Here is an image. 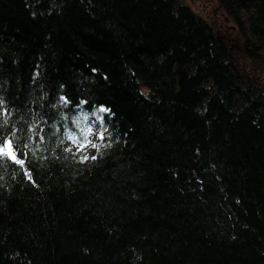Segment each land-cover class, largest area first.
Masks as SVG:
<instances>
[{"label": "trees", "instance_id": "1", "mask_svg": "<svg viewBox=\"0 0 264 264\" xmlns=\"http://www.w3.org/2000/svg\"><path fill=\"white\" fill-rule=\"evenodd\" d=\"M217 2L264 62V0ZM231 47L181 0H0V264H264V83Z\"/></svg>", "mask_w": 264, "mask_h": 264}, {"label": "rangeland", "instance_id": "2", "mask_svg": "<svg viewBox=\"0 0 264 264\" xmlns=\"http://www.w3.org/2000/svg\"><path fill=\"white\" fill-rule=\"evenodd\" d=\"M181 1L186 3L195 13L202 15L206 19H208V21L213 25L214 29L219 34L223 35L225 39H228L229 43L232 44L230 51L233 56L239 59L238 63L241 64L246 71L252 74L256 73L263 81L262 83H264V62H260V60H256L254 58H248L246 53L243 51V39L239 33L237 25L227 15V13L219 5L217 0ZM101 111L102 108L97 113H101ZM97 116L99 117L100 114H98ZM98 141L99 133L97 132L95 127H90L87 130L85 141L75 140L74 138L70 137L66 141V146L73 152H85L83 164L87 167L91 157L94 155ZM5 150L10 153L11 157H15L14 160L22 161L17 157L11 144ZM85 157H87V159H85Z\"/></svg>", "mask_w": 264, "mask_h": 264}, {"label": "snow or ice", "instance_id": "3", "mask_svg": "<svg viewBox=\"0 0 264 264\" xmlns=\"http://www.w3.org/2000/svg\"><path fill=\"white\" fill-rule=\"evenodd\" d=\"M10 145V142H5L3 137L0 136V156H10V158L15 159V157H11L10 153L6 151L5 149L8 148ZM92 159H96V157H91ZM87 159V157H85ZM17 163H23L22 161L17 160Z\"/></svg>", "mask_w": 264, "mask_h": 264}, {"label": "bare ground", "instance_id": "4", "mask_svg": "<svg viewBox=\"0 0 264 264\" xmlns=\"http://www.w3.org/2000/svg\"><path fill=\"white\" fill-rule=\"evenodd\" d=\"M239 60V59H238ZM237 61V60H236ZM241 61V60H240ZM248 61V60H247ZM246 61V62H247ZM227 63V62H226ZM229 63V62H228ZM226 66V65H225ZM226 68H227V66H226ZM232 68V67H231ZM235 71V70H234ZM237 76V75H236ZM210 81V80H209ZM212 81V80H211ZM208 82V81H207ZM99 112V111H98ZM102 112V111H101ZM98 114H100V116H101V113H94V117L96 118V119H99L100 118V116L98 117L97 115ZM86 119V118H85ZM88 122V124H92L93 123V120H91V119H88L87 120ZM86 123V122H85ZM87 130H88V128H87V126L81 131L82 132V135H81V137H80V135H79V137H77V135L76 136H73V135H69V136H67V138H74L75 140H79L78 138H82L84 135H86V133H87ZM75 132V131H74ZM76 133V132H75ZM78 133V132H77Z\"/></svg>", "mask_w": 264, "mask_h": 264}]
</instances>
